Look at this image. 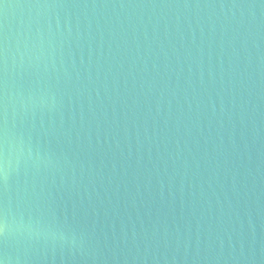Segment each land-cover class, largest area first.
Returning a JSON list of instances; mask_svg holds the SVG:
<instances>
[{
    "label": "water",
    "instance_id": "95a60500",
    "mask_svg": "<svg viewBox=\"0 0 264 264\" xmlns=\"http://www.w3.org/2000/svg\"><path fill=\"white\" fill-rule=\"evenodd\" d=\"M2 264H264V0H0Z\"/></svg>",
    "mask_w": 264,
    "mask_h": 264
},
{
    "label": "clouds",
    "instance_id": "9594fccd",
    "mask_svg": "<svg viewBox=\"0 0 264 264\" xmlns=\"http://www.w3.org/2000/svg\"><path fill=\"white\" fill-rule=\"evenodd\" d=\"M0 231H2V228H0ZM0 264H2V262H0Z\"/></svg>",
    "mask_w": 264,
    "mask_h": 264
}]
</instances>
